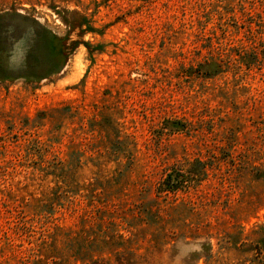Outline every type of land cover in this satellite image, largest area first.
<instances>
[{
    "label": "rangeland",
    "instance_id": "rangeland-1",
    "mask_svg": "<svg viewBox=\"0 0 264 264\" xmlns=\"http://www.w3.org/2000/svg\"><path fill=\"white\" fill-rule=\"evenodd\" d=\"M0 264H264V0H0Z\"/></svg>",
    "mask_w": 264,
    "mask_h": 264
},
{
    "label": "trees",
    "instance_id": "trees-1",
    "mask_svg": "<svg viewBox=\"0 0 264 264\" xmlns=\"http://www.w3.org/2000/svg\"><path fill=\"white\" fill-rule=\"evenodd\" d=\"M65 21H66V24L73 30V29H75V28H77V27H80V28H83V26H85L84 25V23H79L78 25L77 24H74V23H71V22H69V21H67L66 19H64ZM87 26V29L86 30H92V27L90 26V25H86ZM67 45V44H66ZM66 45H63L62 47H58V48H56L55 50L57 51V52H60V53H63L64 54V52H65V46ZM73 49V48H72ZM71 49V50H72ZM58 64V63H57ZM65 65H66V61L63 63H59L58 65H57V67H55V68H52L51 67V69L49 70L50 72L49 73H46V74H44V75H42V77L41 78H48V77H50L51 76V74H54V73H57L58 71H60L61 69H63L64 67H65ZM56 66V65H55ZM27 69H28V66H27ZM208 74H210V73H208ZM28 77L27 78H30V75L28 74L27 75ZM34 78H38V79H40V77H34ZM179 176H181V175H174L173 173H171L170 175H168L164 180H163V182L161 183V185H163V190L166 192H176L178 189H179V187H178V185H182V182H183V180H179Z\"/></svg>",
    "mask_w": 264,
    "mask_h": 264
}]
</instances>
